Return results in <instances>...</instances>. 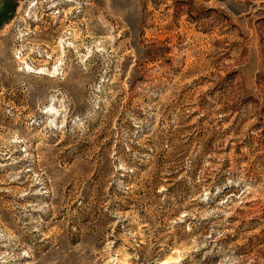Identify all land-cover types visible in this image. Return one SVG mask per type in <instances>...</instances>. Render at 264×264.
Returning <instances> with one entry per match:
<instances>
[{"label":"rangeland","instance_id":"rangeland-1","mask_svg":"<svg viewBox=\"0 0 264 264\" xmlns=\"http://www.w3.org/2000/svg\"><path fill=\"white\" fill-rule=\"evenodd\" d=\"M166 259L264 264V0H0V264Z\"/></svg>","mask_w":264,"mask_h":264},{"label":"bare ground","instance_id":"bare-ground-1","mask_svg":"<svg viewBox=\"0 0 264 264\" xmlns=\"http://www.w3.org/2000/svg\"><path fill=\"white\" fill-rule=\"evenodd\" d=\"M55 7V6H54ZM53 7V8H54ZM56 71L53 70V72L49 73L50 75H53ZM35 73H42L44 74V70L42 69H39V70H36ZM170 262V260L166 259V260H163L162 262H159L158 264H168Z\"/></svg>","mask_w":264,"mask_h":264}]
</instances>
